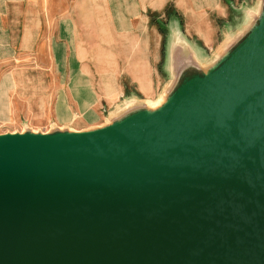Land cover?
I'll return each instance as SVG.
<instances>
[{
	"label": "water",
	"instance_id": "95a60500",
	"mask_svg": "<svg viewBox=\"0 0 264 264\" xmlns=\"http://www.w3.org/2000/svg\"><path fill=\"white\" fill-rule=\"evenodd\" d=\"M221 57L154 109L0 134V264H264V20Z\"/></svg>",
	"mask_w": 264,
	"mask_h": 264
},
{
	"label": "crops",
	"instance_id": "0c3cea01",
	"mask_svg": "<svg viewBox=\"0 0 264 264\" xmlns=\"http://www.w3.org/2000/svg\"><path fill=\"white\" fill-rule=\"evenodd\" d=\"M167 1L0 0V72L48 73L51 88L91 122L128 90L147 96L154 88L159 44L144 13ZM182 1L172 6L202 9ZM219 7L213 0L205 8Z\"/></svg>",
	"mask_w": 264,
	"mask_h": 264
},
{
	"label": "rangeland",
	"instance_id": "374dc122",
	"mask_svg": "<svg viewBox=\"0 0 264 264\" xmlns=\"http://www.w3.org/2000/svg\"><path fill=\"white\" fill-rule=\"evenodd\" d=\"M105 1L112 6L116 0ZM173 1L176 0H168L161 9H146L144 13L159 44L153 74L157 79L149 95L128 90L110 106H101L98 116L86 122L64 101L63 91L51 88L52 76L48 73L0 72V134L87 130L149 103L155 107L163 94L171 92L182 70L199 72L202 66L212 64L218 56L229 52L264 10V0H218V11L205 8L213 0H195L202 9L190 15L188 8L173 7ZM113 49L118 51L116 46ZM180 67L183 68L180 70Z\"/></svg>",
	"mask_w": 264,
	"mask_h": 264
},
{
	"label": "bare ground",
	"instance_id": "6f19581e",
	"mask_svg": "<svg viewBox=\"0 0 264 264\" xmlns=\"http://www.w3.org/2000/svg\"><path fill=\"white\" fill-rule=\"evenodd\" d=\"M260 13V12H259ZM258 13V20H259V22H260V24L263 22V20H264V16H263V14L262 13H260L259 14ZM222 56V55H221ZM221 56H218L217 57V61H220V60H222V58L223 57H221ZM213 66H211V64H209L208 66H203V67H201V71H202V74H204V75H207L208 73H209V69L210 68H212ZM188 78L187 77H184L183 79H181V81H180V84L182 83H184L186 80H187ZM176 88H179V89H181V88H183L181 85H177V87ZM165 95V96H164ZM161 96V95H160ZM167 96V94H163V96H161L160 98H159V100H158V105L157 106H155V107H158V106H160L161 104H163L165 101H166V97ZM152 103V102H151ZM145 105H146V103H145ZM152 104H148V106L146 105V108H147V110H151V109H154L155 108ZM109 123V121H106L105 123H103V125L104 124H108ZM73 131V130H72ZM32 132H34V131H32Z\"/></svg>",
	"mask_w": 264,
	"mask_h": 264
}]
</instances>
